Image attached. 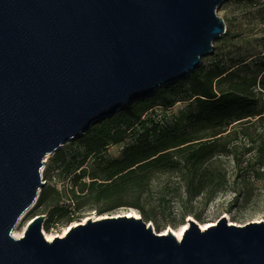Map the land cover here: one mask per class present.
I'll list each match as a JSON object with an SVG mask.
<instances>
[{
    "label": "water",
    "instance_id": "95a60500",
    "mask_svg": "<svg viewBox=\"0 0 264 264\" xmlns=\"http://www.w3.org/2000/svg\"><path fill=\"white\" fill-rule=\"evenodd\" d=\"M224 1L0 0V264H264V221L189 220L179 240L111 216L48 241L36 215L13 235L49 155L202 66L227 32Z\"/></svg>",
    "mask_w": 264,
    "mask_h": 264
},
{
    "label": "trees",
    "instance_id": "16d2710c",
    "mask_svg": "<svg viewBox=\"0 0 264 264\" xmlns=\"http://www.w3.org/2000/svg\"><path fill=\"white\" fill-rule=\"evenodd\" d=\"M242 1L249 7L257 0ZM242 66L251 72L257 70L242 75L234 67L215 64L206 69L202 64L187 79L160 87L152 97L97 121L74 139L80 149L58 150L53 161L64 177L83 171L74 176L71 200L78 206L81 201L106 210L134 208L146 218L141 207L143 195L159 173H176L185 191L198 198L210 188L224 189L228 184L223 158L231 157L240 167L245 161H253L244 158L255 150L256 163L264 165V143L242 150L227 140L232 125L264 118V55L252 69L247 64ZM180 101L188 105L179 114L168 115L167 110ZM158 107L163 113H157ZM127 139L120 157L104 155L110 145ZM88 164L91 181L83 182Z\"/></svg>",
    "mask_w": 264,
    "mask_h": 264
},
{
    "label": "rangeland",
    "instance_id": "374dc122",
    "mask_svg": "<svg viewBox=\"0 0 264 264\" xmlns=\"http://www.w3.org/2000/svg\"><path fill=\"white\" fill-rule=\"evenodd\" d=\"M218 15L225 20L227 32L214 43V52L203 58V66L208 69L219 64L226 68L234 67V70H238L242 75H251L257 70L253 68L254 62L264 55V0H257L249 7L242 0H225L218 9ZM244 64L250 69L253 68L252 72L243 68ZM262 99L264 105V96ZM186 105L187 102H177L166 113L177 115ZM156 111L163 113V109L159 107ZM226 134H229L227 140L231 145H238L242 150L262 145L264 118L232 125ZM127 143L129 139L120 144L110 145L104 155L109 158L120 157ZM61 149L70 152L80 149V146L77 141L71 140ZM254 153L255 150L244 158L253 161L251 163L245 161L240 167L230 160L231 157L223 158V167L228 173V184L224 189L210 188L198 198H192L191 194L185 191L184 183L176 173H159L155 176L151 188L143 195L141 207L146 214L144 221L152 224L154 230L160 234L169 227L179 229L182 225L189 224V220L200 226L215 225L222 218H226L228 224L241 226L264 221V165L256 163ZM54 159V154L45 159L46 163L41 172L46 187L40 192L34 207L23 215L14 230H25L31 218L36 215L45 216L43 233L56 237L88 218L123 216L130 212L142 217L139 210L125 206L106 210L107 208L103 206L81 204V201L79 206L78 203L76 205L71 200L74 176L82 174L83 171L80 169L64 177L61 174L62 169L53 161ZM84 168L86 174L82 181L90 182L91 166L88 164ZM41 199L42 202L39 204ZM56 210L57 215H54Z\"/></svg>",
    "mask_w": 264,
    "mask_h": 264
},
{
    "label": "bare ground",
    "instance_id": "6f19581e",
    "mask_svg": "<svg viewBox=\"0 0 264 264\" xmlns=\"http://www.w3.org/2000/svg\"><path fill=\"white\" fill-rule=\"evenodd\" d=\"M133 215H135V216H137L138 218L140 217L138 214H136V213H134V212H130L129 214H126V216L127 217H131V216H133ZM118 216H121V215H118ZM104 218H106V217H104ZM89 219V218H88ZM88 219H86L83 223H85ZM99 219H102V218H99ZM98 218H93L92 220H99ZM76 226V225H75ZM188 226H189V224L188 223H186V224H184V225H182L179 229H173V228H171V227H169L168 228V230H166V231H164L163 233H161V234H167V233H169L170 231L172 232V233H174V235L179 239V240H181L182 239V236H183V233H184V231L186 230V229H188ZM202 227V229H206L207 227H209V226H204V225H202L201 226ZM70 229V228H69ZM69 229H66L65 230V232L63 233V235H59L60 237H63L68 231H69ZM24 232H25V230L23 229V230H21V231H19V230H14V232H13V235H14V237L15 238H22V236L24 235ZM44 235H45V237H46V239L48 240V241H53V239L56 237L55 235H51V234H48V233H45L44 232Z\"/></svg>",
    "mask_w": 264,
    "mask_h": 264
}]
</instances>
